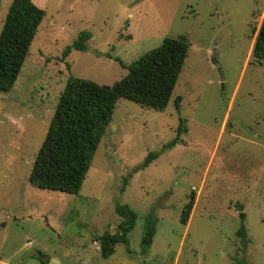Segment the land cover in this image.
<instances>
[{
    "label": "rangeland",
    "instance_id": "rangeland-1",
    "mask_svg": "<svg viewBox=\"0 0 264 264\" xmlns=\"http://www.w3.org/2000/svg\"><path fill=\"white\" fill-rule=\"evenodd\" d=\"M11 3L0 0V31ZM34 3L44 18L14 86L0 93V264H264V61L251 56L264 0ZM83 31L86 51L64 57ZM183 35L188 56L164 111L120 99L77 194L29 183L70 75L111 86L127 74L117 59L129 65ZM148 154L156 157L141 168ZM121 205L137 220L128 244L104 259L95 239L118 232ZM149 214L156 231L144 248Z\"/></svg>",
    "mask_w": 264,
    "mask_h": 264
},
{
    "label": "trees",
    "instance_id": "trees-1",
    "mask_svg": "<svg viewBox=\"0 0 264 264\" xmlns=\"http://www.w3.org/2000/svg\"><path fill=\"white\" fill-rule=\"evenodd\" d=\"M44 11L34 0H12L0 31V93L9 92L14 86L21 68L30 53V47L44 18ZM255 34L251 56L253 61H264V15ZM91 38L87 31L78 34L64 57L71 51H86ZM189 43L186 36L166 37L162 44L147 52L135 62L125 65L127 74L113 85H100L91 80L70 75L60 93L55 112L50 120L43 143L38 150L29 172V183L38 189L77 194L92 165L95 153L112 119L120 99H126L143 108L164 111L177 79L188 56ZM177 98L176 105L179 106ZM179 134L185 131L180 120ZM179 139L173 140L175 145ZM148 154L141 168L155 159ZM194 193L184 206L180 223L186 225L194 206ZM241 211L242 206L238 205ZM122 219L117 233L105 232L96 238L100 255L107 259L115 252L116 245L128 244L127 234L135 226L137 215L128 206L115 208ZM238 236L246 241L245 215ZM157 218L151 214L144 218L141 244L149 248L156 231ZM44 264V262H42Z\"/></svg>",
    "mask_w": 264,
    "mask_h": 264
},
{
    "label": "water",
    "instance_id": "water-1",
    "mask_svg": "<svg viewBox=\"0 0 264 264\" xmlns=\"http://www.w3.org/2000/svg\"><path fill=\"white\" fill-rule=\"evenodd\" d=\"M54 262H55V261H54V260H52V261H51L49 264H54Z\"/></svg>",
    "mask_w": 264,
    "mask_h": 264
},
{
    "label": "crops",
    "instance_id": "crops-1",
    "mask_svg": "<svg viewBox=\"0 0 264 264\" xmlns=\"http://www.w3.org/2000/svg\"><path fill=\"white\" fill-rule=\"evenodd\" d=\"M58 263V262H57Z\"/></svg>",
    "mask_w": 264,
    "mask_h": 264
}]
</instances>
